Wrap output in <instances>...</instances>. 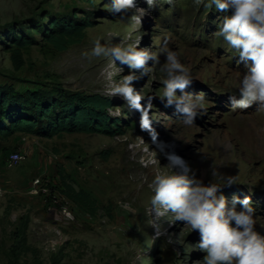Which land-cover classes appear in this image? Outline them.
Masks as SVG:
<instances>
[{
  "label": "rangeland",
  "instance_id": "rangeland-1",
  "mask_svg": "<svg viewBox=\"0 0 264 264\" xmlns=\"http://www.w3.org/2000/svg\"><path fill=\"white\" fill-rule=\"evenodd\" d=\"M112 2L0 0V86L52 97L101 94L112 101L108 114L121 120L123 132L52 138L17 133L0 139V264H202L206 253L190 251L200 240L198 230L189 233L184 222L147 212L152 180L158 172L169 171L170 154L182 158L189 175L205 185L216 182L213 173L235 176L237 182L221 185V192L229 207L234 198H250L256 209L255 231L264 236V157L250 149L260 145L264 154V107L254 102L247 109H231L229 97L239 98L238 80L252 63L241 61L218 35L231 10L209 9L194 0H156L151 7L136 0V8L122 15L110 12ZM72 14L92 26L65 51L44 44L29 26ZM134 16H142L141 23ZM12 29L36 41L21 51L19 70L10 60ZM97 39L109 47L139 40L138 47L155 52L160 64L149 61L152 72L141 76L140 70L117 61L116 67L123 69L117 73L110 57L91 55ZM168 50L191 72L184 92L206 99L191 127L183 124L175 105L166 106L161 99ZM130 73L138 77L132 86L142 97L139 108L112 94L113 82ZM184 92L177 90V95ZM161 143L163 150L157 147ZM16 150L23 160L6 167L8 152ZM63 184L88 194L98 206L96 215L68 201ZM122 203H130L137 214L126 212ZM236 207L241 210L240 204ZM149 219L160 226L159 236Z\"/></svg>",
  "mask_w": 264,
  "mask_h": 264
},
{
  "label": "clouds",
  "instance_id": "clouds-1",
  "mask_svg": "<svg viewBox=\"0 0 264 264\" xmlns=\"http://www.w3.org/2000/svg\"><path fill=\"white\" fill-rule=\"evenodd\" d=\"M146 3L151 7L156 0H146ZM194 3L209 9L231 10V15H226L220 23L218 35L239 53L241 61L252 62L238 80L239 98L236 95L229 97L231 109H247L254 102H260L264 107V0H194ZM135 8L136 0H113L109 10L123 15ZM133 18L136 23H141L142 16ZM139 44L140 41L136 40L109 47L97 39L91 55L110 57V67L116 68L117 73L123 71L116 67L119 61L132 70H140L141 76H148L152 72L149 61L152 65H159L160 59L150 49L139 48ZM162 71L165 78L161 99H166V106L175 105L177 112L183 115L185 126H193L196 117L205 109L204 95L193 96L184 92L193 78L176 52L166 51ZM137 78L135 73H130L114 81L112 94L122 96L133 107L139 108L142 97L132 86V81ZM177 90L184 94L178 96ZM156 139L157 134L153 131V142ZM157 147L163 150L164 145L157 144ZM167 158L169 171L158 172L152 180L148 215L154 213L157 219L167 216L171 222H184L189 233L198 230L200 240L191 245L190 251L198 249L206 253L202 264H264V236L255 231L256 209L250 198H234L229 207L221 192V185L231 186L237 182L236 177L213 173L217 177L216 182L205 185L195 174L189 175L190 169L182 158L174 154ZM174 167L182 171L174 172ZM237 204L241 205L239 211ZM121 207L126 212L137 214L130 203H122ZM147 223L157 229V236L161 234L160 226L153 219Z\"/></svg>",
  "mask_w": 264,
  "mask_h": 264
},
{
  "label": "trees",
  "instance_id": "trees-1",
  "mask_svg": "<svg viewBox=\"0 0 264 264\" xmlns=\"http://www.w3.org/2000/svg\"><path fill=\"white\" fill-rule=\"evenodd\" d=\"M29 26L41 36L44 44L61 52L79 43L83 39V32L92 24L72 14L50 18L45 25L33 21ZM8 43L9 49H12L10 60L19 70L23 66L21 51L36 41L12 29ZM112 106L108 97L96 93L74 92L52 97L43 91L18 92L11 85H3L0 86V139H8L17 133L42 138L73 133L112 137L123 133L119 124L121 120L108 114V108ZM62 194L85 214L91 217L96 215L98 206L85 192L75 191L63 184Z\"/></svg>",
  "mask_w": 264,
  "mask_h": 264
},
{
  "label": "built area",
  "instance_id": "built-area-1",
  "mask_svg": "<svg viewBox=\"0 0 264 264\" xmlns=\"http://www.w3.org/2000/svg\"><path fill=\"white\" fill-rule=\"evenodd\" d=\"M23 160V156L19 150L11 151L5 158V165L8 168H12L16 165H18ZM38 184V181L34 183L36 186ZM43 193L46 192L45 189H42Z\"/></svg>",
  "mask_w": 264,
  "mask_h": 264
},
{
  "label": "bare ground",
  "instance_id": "bare-ground-1",
  "mask_svg": "<svg viewBox=\"0 0 264 264\" xmlns=\"http://www.w3.org/2000/svg\"><path fill=\"white\" fill-rule=\"evenodd\" d=\"M254 131V130H253ZM263 132H264V130H263ZM261 134H263L264 135V133H261ZM263 137V136H262ZM259 141V140H258ZM250 149L254 152V153H258V155L257 154H255V155H257V156H262V157H264V154H263V151H262V147L260 146V145H256L255 144V146H250ZM264 150V149H263ZM246 174V173H245ZM247 176V175H246Z\"/></svg>",
  "mask_w": 264,
  "mask_h": 264
}]
</instances>
